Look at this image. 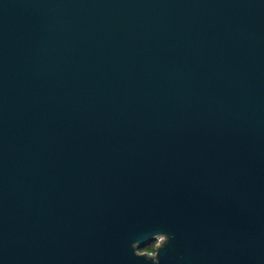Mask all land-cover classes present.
<instances>
[{
    "label": "water",
    "instance_id": "obj_1",
    "mask_svg": "<svg viewBox=\"0 0 264 264\" xmlns=\"http://www.w3.org/2000/svg\"><path fill=\"white\" fill-rule=\"evenodd\" d=\"M156 232L264 264V0H0V264H151Z\"/></svg>",
    "mask_w": 264,
    "mask_h": 264
},
{
    "label": "clouds",
    "instance_id": "obj_2",
    "mask_svg": "<svg viewBox=\"0 0 264 264\" xmlns=\"http://www.w3.org/2000/svg\"><path fill=\"white\" fill-rule=\"evenodd\" d=\"M172 235L166 232H156L152 235L150 242L144 246H139L138 242H133L131 248L134 251V255L137 257H143L146 262L150 261L151 264H159L158 254L161 249H163L169 241L172 239ZM155 245L154 251L151 254L145 255L142 253L141 249L147 246Z\"/></svg>",
    "mask_w": 264,
    "mask_h": 264
},
{
    "label": "trees",
    "instance_id": "obj_3",
    "mask_svg": "<svg viewBox=\"0 0 264 264\" xmlns=\"http://www.w3.org/2000/svg\"><path fill=\"white\" fill-rule=\"evenodd\" d=\"M154 246H155V245L147 246V247H144V248L141 249V250L153 251V250H154Z\"/></svg>",
    "mask_w": 264,
    "mask_h": 264
},
{
    "label": "rangeland",
    "instance_id": "obj_4",
    "mask_svg": "<svg viewBox=\"0 0 264 264\" xmlns=\"http://www.w3.org/2000/svg\"><path fill=\"white\" fill-rule=\"evenodd\" d=\"M142 251H146V250H142Z\"/></svg>",
    "mask_w": 264,
    "mask_h": 264
}]
</instances>
